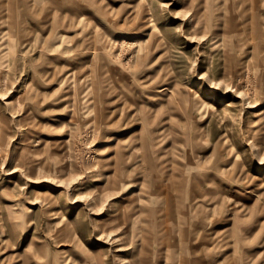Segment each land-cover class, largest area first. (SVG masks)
Returning a JSON list of instances; mask_svg holds the SVG:
<instances>
[{
  "label": "rangeland",
  "instance_id": "374dc122",
  "mask_svg": "<svg viewBox=\"0 0 264 264\" xmlns=\"http://www.w3.org/2000/svg\"><path fill=\"white\" fill-rule=\"evenodd\" d=\"M25 1L0 0V264H264V0Z\"/></svg>",
  "mask_w": 264,
  "mask_h": 264
},
{
  "label": "bare ground",
  "instance_id": "6f19581e",
  "mask_svg": "<svg viewBox=\"0 0 264 264\" xmlns=\"http://www.w3.org/2000/svg\"><path fill=\"white\" fill-rule=\"evenodd\" d=\"M48 1H50V0H48ZM142 2V1H141ZM53 3V2H52ZM63 3V2H62ZM25 4H26V9L27 10H30V12H32V13H35V12H39V11H42V9L41 8H37L36 7V5H34L33 3H30L29 2V0H26L25 1ZM59 4V3H58ZM56 5V4H55ZM59 6V5H58ZM72 6H74V5H71V6H69V11L70 12H74V10H73V8H72ZM140 6V5H139ZM142 8H141V10L140 11H138V10H136L135 8L133 9L132 8V11H129V15H132V18H131V21H132V19L134 18V20H135V17H136V15L137 14H139V13H144V14H148L149 13V7L147 8L146 7V5L144 4V5H142L141 6ZM126 9V8H125ZM137 11H138V13H137ZM49 12V11H48ZM104 12V11H103ZM105 13V12H104ZM109 13V12H108ZM111 13V12H110ZM27 14V13H26ZM25 14V15H26ZM106 14V13H105ZM136 14V15H135ZM109 15V14H108ZM24 16V15H23ZM27 16V15H26ZM117 17V16H116ZM115 17V18H116ZM66 18H68V16H66ZM75 18L73 17V18H69V20H74ZM66 20V19H65ZM125 20V19H124ZM79 21V24H83L84 25V23H85V21L84 20H82V19H79L78 20ZM76 22V21H75ZM89 22V21H88ZM87 22V23H88ZM115 22V21H114ZM125 22V21H124ZM48 23V22H47ZM95 24V23H94ZM117 22H116V27H117ZM80 25V26H81ZM83 25H82V27H83ZM86 25V24H85ZM120 25V27H122L123 26V24H119ZM97 26V25H96ZM100 26V25H99ZM110 26V25H109ZM75 27V26H74ZM86 27V26H85ZM88 27H89V25H88ZM100 28V27H99ZM114 28V27H113ZM138 28H140L141 30H143L144 32H147V33H144L148 38H151V43L149 44V45H146V44H143L142 46L140 45L138 48H136L135 50H133V54H134V59L135 60H144V58H143V56L147 53V50H150V48H151V45H152V41L154 40L155 42H157V37H156V35H154L153 34V29H154V21L152 20V19H149V18H147V19H145V20H143L142 21V23H140V27H138ZM84 29V28H83ZM86 29V28H85ZM134 29H136V27H134ZM86 31V30H85ZM87 32V31H86ZM8 34V33H7ZM88 34H90L89 36H88V38L94 43V42H97V45H100V44H103V45H105V43H107V41H109L108 39H107V37H106V35L104 36V33L99 29V30H97V28L94 26H91V28H90V30L88 31ZM84 35H85V33H84ZM109 44V43H108ZM101 46V45H100ZM99 46V47H100ZM111 46H112V44H111ZM86 55V54H85ZM89 55V54H88ZM92 58V57H91ZM102 58H103V61L105 60L104 59V57L102 56ZM102 58H101V60H102ZM108 64H110V63H108ZM106 65V64H105ZM107 66V65H106ZM109 66V65H108ZM119 73H121L120 71H119ZM158 89H157V93L158 94H156V96L158 97V98H161V97H165L166 99H168L169 100V97H170V95L172 94V92H170V90L168 89V87H167V85H160V86H158L157 87ZM28 96H30V95H28ZM207 99L208 100H215V96L213 95V94H208V96H207ZM32 102V101H31ZM30 105H31V103H30ZM228 104H223V106L221 107L222 108V110H223V112H224V115H226V116H228V117H230V109L228 108ZM254 107H256V106H251V108H254ZM138 113H141L140 111L138 112ZM171 113V112H170ZM258 115H259V117H258V123H260V125H263L264 126V115L262 114V112L260 111V112H258ZM169 117V116H168ZM223 117V116H222ZM231 118V117H230ZM171 119V118H170ZM167 120H168V118H167ZM147 122L150 124V125H153L154 124V122H155V120L154 119H151L150 120V118H148V120H147ZM147 122H146V124H147ZM160 128V131H159V135H160V138H162V134H164V132H165V129L163 128V127H159ZM154 130L155 129H153L152 131L151 130H149V133L151 134V136H153V133H154ZM153 138H155V137H153ZM153 138L151 137V141L153 140ZM194 143V142H193ZM132 152H135V148H134V150L132 149ZM182 152V151H181ZM186 152V151H185ZM132 154V153H131ZM169 155V154H168ZM175 155V154H174ZM185 155V154H184ZM123 156V155H122ZM177 156V155H176ZM201 156V155H200ZM215 156V155H214ZM132 157V159H133V157L134 156H131ZM171 157V156H170ZM212 157V156H211ZM120 158V157H119ZM202 159V158H201ZM211 159V158H210ZM209 159V160H210ZM214 159V158H213ZM123 162V161H122ZM122 162H119V164L118 165H120ZM182 162H184V161H182ZM213 163V162H212ZM136 164V163H135ZM200 166V165H199ZM177 167V166H176ZM177 169V168H176ZM118 170H121V167H118ZM186 176H188V175H186ZM185 176V177H186ZM187 178V177H186ZM194 181V180H193ZM113 182V181H112ZM187 184V183H186ZM189 185V184H188ZM187 185V186H188ZM114 186V185H113ZM185 187H186V185H185ZM200 188V187H199ZM201 189V188H200ZM177 191V190H176ZM61 192V191H60ZM179 192V191H178ZM61 193H63V192H61ZM45 194H47V195H45ZM191 194V193H190ZM33 195H34V199H39V200H42V201H46L47 202V204H48V208L51 210V209H53V210H55V208H56V201H55V198L52 196V195H50V194H48V193H43V192H41L40 190H34L33 191ZM43 195V196H42ZM176 195H178L177 193H176ZM202 195V194H201ZM185 196V195H184ZM47 197V198H46ZM177 197V196H176ZM196 197V196H195ZM179 198V197H178ZM185 198V197H184ZM184 198H183V200H184ZM191 199V198H190ZM182 200V199H181ZM177 201V200H176ZM193 201V200H192ZM12 204V207H14L15 205H16V202H12L11 203ZM220 204V203H219ZM219 204H218V206H219ZM187 205V204H186ZM177 206V205H176ZM223 209H224V207H222ZM181 209H182V212L184 213L185 212V208H184V205H182L181 204ZM188 209V208H187ZM206 209V208H205ZM208 209V208H207ZM219 210V209H218ZM132 211V210H131ZM134 211V210H133ZM217 211V210H216ZM221 211V210H220ZM135 212V211H134ZM142 212V211H141ZM187 213L189 212V210L188 211H186ZM214 212V211H213ZM144 213V212H143ZM177 213V212H176ZM221 213V212H220ZM57 214V213H56ZM140 215V214H139ZM147 215V214H146ZM206 215V214H205ZM221 215H223V214H221ZM131 216V215H130ZM135 216V215H134ZM137 217V216H136ZM149 217V216H148ZM204 217V216H203ZM138 218V217H137ZM139 219H140V217H139ZM137 220V219H136ZM167 220V219H166ZM227 221V220H226ZM229 221V220H228ZM209 222V221H208ZM145 223V222H144ZM147 224V223H146ZM147 226V225H146ZM226 226V225H225ZM229 226V225H228ZM166 227V226H165ZM169 227V226H168ZM191 227V226H190ZM181 229V228H180ZM213 229H214V227H213ZM146 230V229H145ZM184 230V229H183ZM228 230H230V228H228ZM208 231V230H207ZM185 232V231H184ZM229 232V231H228ZM225 233V232H224ZM180 234V233H179ZM193 234V233H192ZM211 234V233H210ZM180 235H182V234H180ZM203 235V234H202ZM189 236V235H188ZM207 236V235H206ZM190 237V236H189ZM209 237H210V235H209ZM228 237V236H227ZM197 238V237H196ZM232 238V237H231ZM150 239V238H149ZM186 239V238H185ZM184 239V240H185ZM188 239V238H187ZM235 242V241H234ZM150 243V242H149ZM152 243H154V242H152ZM181 243V242H180ZM195 244V243H194ZM151 245V244H150ZM190 245V244H189ZM172 248V247H171ZM177 249H179V248H177ZM181 249V248H180ZM190 249V248H189ZM182 251V250H181ZM190 251V250H189ZM34 254V253H33ZM179 254V253H178ZM194 258V257H193ZM170 261V260H169ZM169 261H167V262H169ZM222 261H224V260H222ZM209 262V261H208ZM218 262V261H217ZM194 263V262H193ZM192 264V263H191ZM209 264V263H208Z\"/></svg>",
  "mask_w": 264,
  "mask_h": 264
}]
</instances>
